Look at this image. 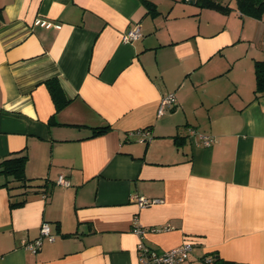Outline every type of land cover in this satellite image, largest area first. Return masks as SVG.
Segmentation results:
<instances>
[{
	"label": "crops",
	"instance_id": "0c3cea01",
	"mask_svg": "<svg viewBox=\"0 0 264 264\" xmlns=\"http://www.w3.org/2000/svg\"><path fill=\"white\" fill-rule=\"evenodd\" d=\"M231 6L0 0V161L25 153L43 185L23 195L0 173V264H139L134 218L158 250L191 242L181 264H264V16ZM135 25L142 37L124 42ZM43 222L52 238L33 253Z\"/></svg>",
	"mask_w": 264,
	"mask_h": 264
},
{
	"label": "trees",
	"instance_id": "16d2710c",
	"mask_svg": "<svg viewBox=\"0 0 264 264\" xmlns=\"http://www.w3.org/2000/svg\"><path fill=\"white\" fill-rule=\"evenodd\" d=\"M185 1V0H184ZM186 2H193L200 8L216 10L222 13H227L231 10V3L234 4L241 14L251 16L254 18H261L264 16V0H189ZM224 2V3H223ZM255 90L256 94L264 93V60L255 62ZM49 90L52 94L53 99L58 103V95L62 93L57 82L53 80L47 81ZM63 101V103H65ZM59 106V104H57ZM60 107V106H59ZM109 130V126L95 128L93 130L92 136L101 134ZM27 162V155L25 153H18L8 158H4L0 161V173L4 175L5 182L1 185L6 187L9 191L13 189H23L25 190L23 195L32 188H41V184H33V179L26 177L25 175V164ZM45 186V185H44ZM43 192L47 193L44 189ZM14 197L13 194L10 195V207L16 208L24 205L26 199L23 198L18 201H12ZM214 264H231L226 261H222L219 258L215 257Z\"/></svg>",
	"mask_w": 264,
	"mask_h": 264
},
{
	"label": "built area",
	"instance_id": "2783aa9c",
	"mask_svg": "<svg viewBox=\"0 0 264 264\" xmlns=\"http://www.w3.org/2000/svg\"><path fill=\"white\" fill-rule=\"evenodd\" d=\"M189 1V0H185ZM35 25H40L42 27H56L60 28L59 25H55L51 22L44 21L41 19H37L34 23ZM142 37L141 29L138 25H135L133 28L128 30L126 33L123 34V41L124 42H131L136 39H139ZM176 103L175 97L172 94H168L162 97L160 101V106L158 109V115H163L167 110L174 107ZM142 139L141 141H148L150 139V134L146 131L140 132ZM211 139L208 137H204V143L206 145L210 144ZM57 184L69 187L70 182L66 180L63 176H60L57 180ZM138 205L139 208L147 207L151 204H153L155 201L149 200L145 197L141 196H134L133 197ZM133 228L132 231L139 237V242L137 244V253H138V261L139 264H181L188 260L190 253L193 249V244L191 242H185L179 246H176L174 248L168 249V250H158L154 247H151L147 245L142 238L145 235L146 229L141 227L135 222V218L133 219ZM172 228L169 225L164 226L162 229L167 230ZM152 230H155L154 228ZM50 225L47 222H43L40 227V236L32 241H28L24 243L25 249L35 253L42 245V238L48 237L52 238L50 234ZM206 263L212 264V259H206Z\"/></svg>",
	"mask_w": 264,
	"mask_h": 264
}]
</instances>
